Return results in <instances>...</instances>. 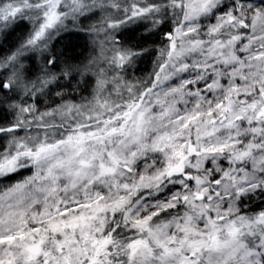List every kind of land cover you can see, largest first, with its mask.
<instances>
[{
	"label": "snow or ice",
	"instance_id": "obj_1",
	"mask_svg": "<svg viewBox=\"0 0 264 264\" xmlns=\"http://www.w3.org/2000/svg\"><path fill=\"white\" fill-rule=\"evenodd\" d=\"M0 264H264V0H0Z\"/></svg>",
	"mask_w": 264,
	"mask_h": 264
},
{
	"label": "trees",
	"instance_id": "obj_2",
	"mask_svg": "<svg viewBox=\"0 0 264 264\" xmlns=\"http://www.w3.org/2000/svg\"><path fill=\"white\" fill-rule=\"evenodd\" d=\"M66 40L71 41L72 43H77V38L75 36H68Z\"/></svg>",
	"mask_w": 264,
	"mask_h": 264
}]
</instances>
